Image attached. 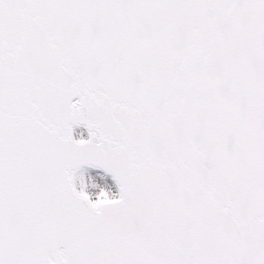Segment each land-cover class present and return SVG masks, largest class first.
Wrapping results in <instances>:
<instances>
[{"label": "snow or ice", "instance_id": "6c2138e0", "mask_svg": "<svg viewBox=\"0 0 264 264\" xmlns=\"http://www.w3.org/2000/svg\"><path fill=\"white\" fill-rule=\"evenodd\" d=\"M0 264H264V0H0Z\"/></svg>", "mask_w": 264, "mask_h": 264}]
</instances>
